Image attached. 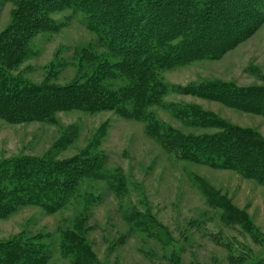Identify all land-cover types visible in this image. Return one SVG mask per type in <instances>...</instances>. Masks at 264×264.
<instances>
[{"label": "rangeland", "instance_id": "1", "mask_svg": "<svg viewBox=\"0 0 264 264\" xmlns=\"http://www.w3.org/2000/svg\"><path fill=\"white\" fill-rule=\"evenodd\" d=\"M21 0H0V35L13 21ZM106 7L108 0L100 2ZM56 27L28 43L31 56L14 73L34 84L67 86L92 70L81 60L87 50L96 60L119 64L89 29V16L50 5ZM82 72V73H81ZM152 81L164 89L145 109L155 122L183 135L216 133L191 128L175 118L170 106L194 107L222 122L256 132L264 140V118L229 107L220 100L188 91L214 84L264 88V22L246 40L214 60L153 67ZM118 76L112 89L127 87ZM159 90V89H158ZM143 120L113 111L61 112L51 122L9 124L0 119V162L17 157L65 160L84 152L105 157L104 173L122 178L120 194L106 181L84 179L69 204L55 213L28 206L0 219V243L20 234L50 235L53 248L46 264H72L56 248L60 232L71 229L81 213L84 238L99 264H260L264 261V187L228 170L182 161L170 153ZM67 137L63 149L61 141ZM199 182L247 217L250 230L223 221V210L209 204ZM144 217L146 230L127 219ZM166 233V234H165ZM165 234V235H164ZM175 262V263H174Z\"/></svg>", "mask_w": 264, "mask_h": 264}, {"label": "trees", "instance_id": "2", "mask_svg": "<svg viewBox=\"0 0 264 264\" xmlns=\"http://www.w3.org/2000/svg\"><path fill=\"white\" fill-rule=\"evenodd\" d=\"M102 1H20L12 25L0 35V119L25 124L51 122L56 114L72 110L113 111L123 118L147 122L151 133L178 159L233 171L264 187V140L253 130L228 125L194 107L172 105L174 117L189 127L216 130L212 134L183 135L145 113L164 91L152 81L154 66L167 68L217 59L262 25L264 0H108L104 8L99 6ZM54 3L86 13L89 29L109 53L120 58V63L96 60L85 50L81 68L84 71L87 65L92 73L67 86L34 84L15 74L31 56V38L55 31L48 19ZM123 75L129 79L127 87L114 90L108 86L109 81ZM188 92L264 118V88L214 84ZM66 141L64 137L58 148L63 149ZM56 157L48 153L41 158L23 156L0 162V219L28 206L49 214L62 210L84 179L106 181L112 192L121 193L123 180L105 175L104 156L84 152L65 160ZM198 188L210 205L223 210L226 224L250 230L246 216L200 182ZM143 218L135 213L127 220L142 231L147 228ZM74 220L71 229L60 232L56 248L72 264H99L84 238L85 217L81 213ZM51 245L50 235L27 237L22 233L0 243V264H46L53 252Z\"/></svg>", "mask_w": 264, "mask_h": 264}]
</instances>
